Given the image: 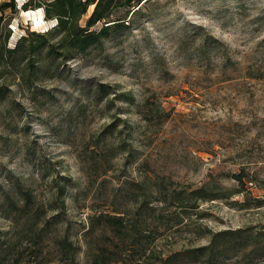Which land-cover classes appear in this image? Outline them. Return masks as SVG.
Wrapping results in <instances>:
<instances>
[{"label":"rangeland","instance_id":"obj_1","mask_svg":"<svg viewBox=\"0 0 264 264\" xmlns=\"http://www.w3.org/2000/svg\"><path fill=\"white\" fill-rule=\"evenodd\" d=\"M39 15L7 10L0 49L56 23ZM28 45L0 59V230L17 250L6 264L68 263L65 238L77 264H158L225 230L264 231V0H153L67 59ZM100 214L122 216L123 232ZM212 264L264 256L231 249Z\"/></svg>","mask_w":264,"mask_h":264},{"label":"trees","instance_id":"obj_2","mask_svg":"<svg viewBox=\"0 0 264 264\" xmlns=\"http://www.w3.org/2000/svg\"><path fill=\"white\" fill-rule=\"evenodd\" d=\"M153 0H25L19 4L18 0H2L0 2V22L7 10L17 13L18 7L24 11L41 9L45 20H54L56 23L45 32L29 31L21 36L14 48L0 49V59H9L18 53L23 44L28 43L29 53L33 54L46 49L47 54L54 59H67L74 54L86 53L91 49L103 46L106 39L113 34L130 28L142 11L149 7ZM93 6L91 12L90 7ZM101 24L98 29H93ZM10 37V31L6 38ZM57 37L56 41H53ZM24 58V57H23ZM6 98V93L0 87V101ZM237 182L245 185L242 173L233 175ZM255 185L253 179H248ZM17 193L25 200L24 208H29L33 201L31 192L19 188ZM193 193L198 194L202 200L214 199L206 193L204 187L197 188ZM262 202L261 200L257 201ZM97 219H104L107 226L113 228L117 234L123 232L122 216L113 214H100ZM44 227L41 228L43 230ZM264 231L257 235L247 234L243 229L225 230L212 237L209 244L195 249L175 253L166 259H160L158 264H175L176 260L200 258L201 264H212L220 255L235 249L246 256L262 258L264 256ZM63 255L68 263L77 264L75 251L71 242L65 238L61 242ZM16 241L6 237V232L0 230V264H6V257H15Z\"/></svg>","mask_w":264,"mask_h":264},{"label":"bare ground","instance_id":"obj_3","mask_svg":"<svg viewBox=\"0 0 264 264\" xmlns=\"http://www.w3.org/2000/svg\"><path fill=\"white\" fill-rule=\"evenodd\" d=\"M35 12H39L40 15L39 17H34V23H36V25H38L39 23H42L45 21V19H43V16H42V10L41 9H38V10H28V11H24L25 14L27 15H31Z\"/></svg>","mask_w":264,"mask_h":264}]
</instances>
